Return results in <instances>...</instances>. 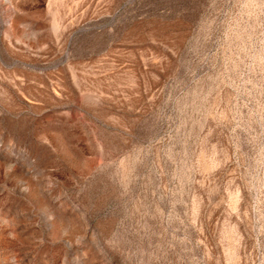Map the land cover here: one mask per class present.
<instances>
[{"label":"rangeland","instance_id":"obj_1","mask_svg":"<svg viewBox=\"0 0 264 264\" xmlns=\"http://www.w3.org/2000/svg\"><path fill=\"white\" fill-rule=\"evenodd\" d=\"M0 264H264V0H0Z\"/></svg>","mask_w":264,"mask_h":264}]
</instances>
